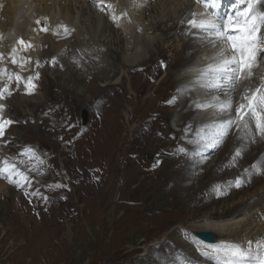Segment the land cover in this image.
<instances>
[{"label":"rangeland","instance_id":"1","mask_svg":"<svg viewBox=\"0 0 264 264\" xmlns=\"http://www.w3.org/2000/svg\"><path fill=\"white\" fill-rule=\"evenodd\" d=\"M197 1L199 8H194V14L202 11L211 19L218 18L214 1ZM234 1L229 0L230 5L236 6ZM8 2L4 0L3 7ZM207 4L211 11L202 9ZM258 6L257 10L264 12V0ZM32 33L19 36L18 42L29 40ZM177 39L168 42L169 49H160L166 57L138 63L145 68L132 66L121 84L108 89L100 86L104 82L88 76L92 73L87 72L85 63L73 62L78 79H84L82 83L78 80L80 88L75 90L71 80L63 79L69 71L60 63L62 58H45L49 45H44V40L32 39L29 48L21 45L23 52L34 50L29 61L35 87L29 95L21 83L11 96L0 100L5 105L4 117L14 121L6 129L7 135L0 138V169L16 165L15 173L9 171V178L0 175V264H154L150 260V255L155 257L152 250L177 246L170 238H191L192 246L202 252L208 250L207 245H242L240 240L219 236L213 244L203 243L196 233L186 229L200 223L202 216L232 208L246 191L206 211L202 210L204 188L191 191L192 196L186 200L178 194L166 200L158 198L173 165L187 152L182 127L176 124L177 116L172 117L178 114L184 93L175 103L168 101L178 95L181 77L195 74L192 69L206 62L196 61L190 71L180 72L175 64H168V60L180 62L185 55H176L175 49L183 47L189 37ZM70 42L76 41L71 38ZM262 68L260 64L257 72ZM10 82V86H16ZM17 97L14 104L18 107H8ZM22 99L38 104L24 106ZM181 148L184 151H179ZM227 168V164L220 165L213 174ZM21 172L28 181L17 187L16 174ZM262 223L264 217L260 215L252 224L253 232ZM248 237L249 241H257Z\"/></svg>","mask_w":264,"mask_h":264},{"label":"bare ground","instance_id":"2","mask_svg":"<svg viewBox=\"0 0 264 264\" xmlns=\"http://www.w3.org/2000/svg\"><path fill=\"white\" fill-rule=\"evenodd\" d=\"M3 1L0 0V53H3L4 59L0 60V69L7 71L0 77V88L9 81L7 76L12 73H19L26 77L32 75L33 66L29 58H33L34 50L23 52V48L18 42V37L27 36L28 31L33 33L29 40L27 37L24 39V45L28 47L32 39L38 40V42L44 40V45H49V51L45 58L48 60L59 56L62 58L60 63L68 66L66 68H68L67 72L69 71L66 73L68 77L63 79L71 80L75 90L80 88L78 84L80 79L74 70L73 62L85 63L87 72L92 73L88 76H94L102 83L104 82L105 84L100 86L108 89V86L121 84L122 77H125L127 71L132 70V66L145 68L138 63L147 61L149 58L148 61L154 60L157 56L166 57L163 52H160V49H169V41H177V38L182 35L189 37L188 40H185L183 47L176 46V55L185 54L180 62L168 60V64H175L177 71L180 72L182 69L188 71L196 61L199 62L203 59L206 62L201 64V67H197L198 69H192L196 71L195 74L181 77L182 79L177 83L180 87H192L191 91L184 92L182 95L178 104V114H172V117L177 116L176 124L182 127V140L187 145V152H184L185 156L173 165L174 167L169 173L170 178L161 185L164 190L160 191L161 194L158 198L166 200V198L178 194V197L182 196L186 200L185 197L192 196L191 191L196 192L204 188L206 192L203 197L204 201H202L203 205H201L203 206L202 210L206 211L216 209L218 204L225 201V198L231 197L235 200L234 198L238 197L241 192L246 191L245 197H241L232 208H226L221 213L213 211L206 217L202 216L200 223L186 230L196 233V236L199 232H213L216 234V241L217 236L224 239L233 238L242 241V245L245 247L247 246L246 242L249 241L247 240L249 235L250 239L255 240L264 236V223L257 231L253 232L255 229H251L252 224L260 215L264 217V168L260 170V174L251 175L254 171L253 166L264 165V139L258 135L255 136L254 141L250 138L255 135V128L250 134L234 128L228 135L226 144L222 146L221 144L214 145L208 140L196 143L198 139L196 133L201 128L210 125L214 120L225 119L223 114L217 115L210 108L198 110L193 105V102L205 103L211 99V96L218 95V93L208 94L204 88L193 84V81L198 76L199 70L212 62L211 58L221 47L220 44L206 45L208 43L206 33L197 36L187 34L193 30L189 29L182 21H186L190 17L193 18L194 8L199 6L197 0H105V3L99 7L97 0H9L5 7H3ZM212 1H214L215 12H218V18L227 17L232 13L234 5H230L229 0ZM245 1L235 0L234 2L237 3L236 6L243 7ZM260 2L262 0H255L256 8L259 7ZM109 4L112 6L111 8L108 7ZM101 7L104 8V11L100 10ZM202 9L209 10L208 4L206 8ZM198 16H204L203 19H211L209 13L204 14L202 11H198L195 17ZM37 21L40 23L37 24ZM61 26L69 29L68 34H64V27ZM45 27L48 31L42 30ZM156 32L158 34L153 35ZM71 38L75 39L74 44H71ZM202 40L204 42H201ZM13 48L17 49L15 54L17 59L27 58L28 62L24 68L11 64L10 54ZM260 64L264 65V60L263 62L259 61L250 82L241 81L238 84L232 97L234 100L239 98L245 86L254 89L260 84V78L264 77V68L259 73L257 72ZM82 69L77 71L81 72ZM146 73L150 74L149 71ZM83 80H80L81 83ZM10 90H17V85L13 87L12 84ZM69 91L71 92V89ZM18 98L13 99L7 106L16 109L18 106L14 103ZM221 98L226 99L227 97ZM22 101L24 106L28 107L38 104H34L30 99H22ZM111 130H114V127ZM238 148L241 149L242 154L233 160V155ZM200 151H207V154L200 155ZM211 153L212 155H210ZM208 155L209 157H207ZM223 164H227V170L213 174V171L215 172ZM209 165L210 167H208ZM248 176H251L249 182L236 189L234 183L237 178ZM192 180L193 184H186ZM190 239L170 238L169 240L177 246L152 250L155 257L152 258L150 255V260H153L154 264H173L174 261L185 264L186 258L187 264H216L215 260L203 259L204 256L200 253L202 251L195 249ZM202 242L206 243L204 240ZM193 258L196 259V263H193Z\"/></svg>","mask_w":264,"mask_h":264},{"label":"snow or ice","instance_id":"3","mask_svg":"<svg viewBox=\"0 0 264 264\" xmlns=\"http://www.w3.org/2000/svg\"><path fill=\"white\" fill-rule=\"evenodd\" d=\"M200 2L206 3L207 0H200ZM104 3L105 0H97L98 7ZM108 7L112 6L109 4ZM100 10L104 11V8L101 7ZM195 16L196 14H193V18L182 21L189 29L193 30L187 34L197 36L206 33L208 42L213 43V46L220 44L221 47L211 58L212 62L200 69L198 76L193 81V84L204 88L208 94L218 93V95L211 96V99L205 103H193L198 110L210 108L215 114L225 116V119L214 120L210 125L201 128L196 133L198 137L196 143L208 140L214 145H220L234 128L250 134L253 126L256 132L250 138L254 141L255 136L258 135L264 139V77L260 78V84L254 89L245 86L238 99L232 98L238 84L241 81L250 82L259 61L264 60V37L261 36L262 30H264V12L257 10L255 0H248V3L243 7L234 6L232 13L224 18L198 20ZM39 23L40 21H37V24ZM42 30L48 31L46 27ZM68 32L69 29L64 27V34H68ZM19 44L24 45L25 41L21 39ZM28 47H31V44ZM16 52L17 49L13 48L10 62L24 68L28 60L24 57L17 59ZM3 59L4 55L0 53V60ZM6 71V69H0V77ZM7 79L16 83L17 87L23 83L26 93L32 94L35 87L32 84L33 77L24 78L19 73H12L8 75ZM191 90L192 88L189 86L181 87L177 90L178 95L168 103H175L180 94ZM11 95L10 85L4 84L0 88V100ZM221 97L227 98L222 99ZM4 111L5 105L0 104V138L4 136L6 129L14 123L10 118L4 117ZM188 127L190 128V125ZM179 151H184V149L181 148ZM241 154V149H236L233 160L240 157ZM3 163L8 164L7 161ZM253 168L254 171L251 175L260 174L264 165L253 166ZM9 171L15 173L16 165L9 164L8 167L0 169V175L7 179ZM16 175L18 181L16 186L23 187L28 181V176L22 172ZM250 178L251 176L238 177L234 186H242L249 182ZM10 182L14 181L10 179ZM25 195L29 194L26 192ZM42 198L47 199L46 197ZM246 244V247L237 243H223L219 246L207 245L208 250L201 254L208 259L215 260L216 264H264V239L247 241ZM173 264H179V262L174 261ZM185 264H187L186 258Z\"/></svg>","mask_w":264,"mask_h":264},{"label":"water","instance_id":"4","mask_svg":"<svg viewBox=\"0 0 264 264\" xmlns=\"http://www.w3.org/2000/svg\"><path fill=\"white\" fill-rule=\"evenodd\" d=\"M197 236L199 239L209 243H214L216 241V234L213 232H199Z\"/></svg>","mask_w":264,"mask_h":264}]
</instances>
